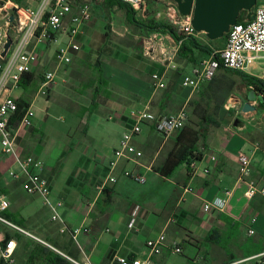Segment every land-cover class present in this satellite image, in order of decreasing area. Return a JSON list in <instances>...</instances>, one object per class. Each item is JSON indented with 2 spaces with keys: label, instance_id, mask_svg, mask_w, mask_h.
I'll use <instances>...</instances> for the list:
<instances>
[{
  "label": "crops",
  "instance_id": "crops-1",
  "mask_svg": "<svg viewBox=\"0 0 264 264\" xmlns=\"http://www.w3.org/2000/svg\"><path fill=\"white\" fill-rule=\"evenodd\" d=\"M95 14L90 22L81 27L77 36L80 43L93 38ZM157 35L159 39L150 49L142 50V55L130 57L135 64L140 61L136 65L139 78L135 85L125 84L124 80L120 82L117 78L110 79L104 71L102 60L98 62L97 59L99 76L91 85L93 94L95 90H101L97 95L98 108L95 111L101 116L91 124L85 121L87 116L80 112L84 122L82 128L76 131L83 134L82 139L91 136V133L95 134V146L85 144L82 140L77 143L69 139L59 142L61 147H56L59 153L69 154L67 162L71 168L67 170V162H62L59 168L50 166L43 159L39 173L49 183L51 199L63 203L58 207L59 219L53 220L54 212L44 203L41 195L25 191L22 186L24 178H12L10 171L19 170V166L14 157L3 152L1 144L0 195H6L11 201L9 210L13 217L28 232L51 244L54 247H50L52 250L80 260H89L93 264H116L117 255L150 259V264H259L264 257L252 256L264 253V233L260 232L257 225L264 219V197L258 195L253 200L246 198V183L239 180L238 162L240 151L248 153L252 159V172L248 179L264 182V105L256 93L257 98L251 101L256 109L243 111L244 103L249 100L248 94L253 90L250 85H244L247 99L241 103V110L237 111L239 118L231 126L219 125L215 130L218 136L211 141L207 136L206 142L199 144L203 157L197 161L195 168L190 164H182L171 175L160 173L158 167L174 147L177 133L165 139L151 123L144 124L141 133L133 140L143 155L137 160L120 158L115 167L110 166L123 133L134 122L129 114L131 109L149 107L152 112L162 116L176 113L195 99L197 90L185 86L183 76L196 63L179 64L175 58L177 67L172 68L167 58L172 54L176 40L169 34ZM154 49L158 54H151ZM78 53L73 61L79 59ZM203 58L205 56H199L197 62ZM114 59L130 67L124 60L118 57ZM51 64L54 61L51 62L50 48H47L40 64L32 72L37 80H41ZM40 68L42 73L38 72ZM181 68L182 73L178 74ZM117 69L122 70V75L127 77L123 68ZM255 69L254 65L242 73L260 79L264 73L252 71ZM156 72L164 75L165 87L162 89L154 87L152 74ZM234 72L239 71L220 69L215 80L226 89L230 85L235 89L241 85L242 78ZM102 83H107V86L101 88L104 85ZM117 83L120 84L119 93L113 89ZM207 84V81L203 82L198 91ZM165 88L169 89L162 93L161 90ZM53 89L46 96L48 99L52 97ZM234 91H231V95L239 96ZM233 96L230 98H235ZM16 98L33 102L26 94ZM235 101L239 103V99ZM115 128L122 130V133H118ZM35 131H40V126L33 119V125L18 136L17 149L24 157L33 155L41 159L35 154L37 149H43L41 144L35 143ZM227 133L231 135L230 138L226 136ZM238 134L239 142L232 146L231 141ZM68 138H71L70 134ZM91 139L95 138L91 136ZM54 154L55 150H49L47 156L52 159ZM56 159L59 160L60 156ZM125 170L145 175L146 182L139 183L127 177ZM109 175L115 176L116 181H107ZM101 186L107 187L108 191L103 192ZM185 187H191L192 190L186 192ZM226 190H231L232 195L225 211H204L205 201L212 200ZM136 205L140 206V211L136 225L130 227ZM253 215H257L254 223L250 221ZM251 228L255 230L252 234L249 233ZM8 231L18 236L15 237V264H42L37 251L45 244L27 234L12 229ZM163 233L166 242L162 252L151 255L147 241ZM175 246H180L182 251L175 252ZM0 264L5 262L0 260Z\"/></svg>",
  "mask_w": 264,
  "mask_h": 264
},
{
  "label": "built area",
  "instance_id": "built-area-1",
  "mask_svg": "<svg viewBox=\"0 0 264 264\" xmlns=\"http://www.w3.org/2000/svg\"><path fill=\"white\" fill-rule=\"evenodd\" d=\"M29 4H21L15 0H0V144L3 152L15 158L19 170H11L13 179L24 178L22 186L30 194H39L43 197L44 203L54 212L53 220L59 219L58 207L62 201L54 202L51 199V189L48 181L39 173L43 167V161L29 155L22 156L17 149V138L25 130L33 125L34 111L33 102L29 104L24 115L17 120L19 110L18 98L12 95L13 90L20 87V81L28 73H32L40 64L44 52L57 40V35L66 34L69 37L68 43L60 45L54 54V67L43 73L39 82L38 94L49 96L51 90L58 82L60 70L73 61L75 54L81 51L82 45L77 36L81 27L90 22L93 18L91 0H30ZM129 3L137 12H144L146 0H122ZM170 23L180 31L183 37L175 41V47L170 57L169 64L176 68L175 58L181 43L190 36L203 35L204 32L195 30L192 25V14L183 15L178 9L177 3L170 7L168 12ZM12 43L5 55V44L8 38ZM148 49L154 44L153 37L148 41ZM259 59H264V2L257 3L249 16L243 21H238L230 26L223 46L215 50L210 56L201 59L190 72L184 74L183 84L198 90L203 82L215 77L220 69H228L239 72H246L254 67ZM264 82V74L259 77ZM152 80L156 89L165 87L164 75L152 74ZM254 89L253 85H250ZM264 99V91L256 92ZM233 105V103H230ZM264 105V102H263ZM227 107H229L227 105ZM130 116L133 124L123 133L119 146L114 150V159L110 166L115 167L117 160L127 158L137 160L143 155L134 144V138L141 133L142 126L146 123L155 125L161 135L168 139L175 132L182 129L189 117L186 107L180 108L176 113L159 116L152 112L149 107L131 109ZM216 160L215 156H212ZM239 180L245 181V196L253 200L256 196L264 197V182L257 183L248 176L252 172L251 156L243 151L238 153ZM197 161H191V167H196ZM124 174L139 183H145V175L132 170H125ZM109 182H115L116 177L109 175ZM100 189H104L101 186ZM191 187H185V191H191ZM232 195L231 190H226L212 200L205 201L203 209L206 212H223L229 203ZM9 198L0 195V260L5 264H15V251L17 240L7 237L8 229L27 234L43 244L54 248L48 242H44L25 228L10 220L6 211L10 209ZM140 206L136 205L132 212L130 227L136 225ZM257 220V215L250 219L252 223ZM251 228L249 233H254ZM166 242V235L160 234L156 238L149 239L147 246L150 254H160ZM58 251V250H57ZM174 251H182L180 246H175ZM61 255L72 264H93L89 260H80L61 252ZM264 257V253L252 256V258ZM150 259L142 260L126 255L115 256L116 264H150ZM264 264V258L259 261Z\"/></svg>",
  "mask_w": 264,
  "mask_h": 264
},
{
  "label": "rangeland",
  "instance_id": "rangeland-1",
  "mask_svg": "<svg viewBox=\"0 0 264 264\" xmlns=\"http://www.w3.org/2000/svg\"><path fill=\"white\" fill-rule=\"evenodd\" d=\"M258 2L261 3L264 2V0H258ZM91 3L92 11L96 13L93 21L95 34L92 39L90 38L84 43H81L82 49L78 53L79 59L75 58L73 62L60 71L58 82L53 89L54 93L52 97L48 99L43 94L37 93L38 80H40V78H38V80L35 79L27 89L19 87L12 92L13 96L16 97L26 94L30 97V102H34L32 107L34 111L33 119L34 122L40 126V131H35L34 133L35 143H39L43 146V149H37L35 154L41 157L40 160L44 162L43 159H45V161L49 162L50 166L53 165L54 167L61 168V163L67 162L69 157V154L59 153L57 149L61 147L58 145L59 142L69 139L68 141L73 140L77 143V141L82 140L85 144L88 143V145L95 146V134L91 133V136L95 138L93 140L91 136H85V139H82L81 136H83V134H78L76 131L83 126L84 116H80V112L83 111V106L89 105L92 102L93 88L91 84L93 80H95L96 77L98 79L99 76V69L96 67L97 59L102 60L104 71L110 79L117 78V80H121L120 82L124 80L123 82H125V84L135 85V82H137L139 78V71L136 65H138L140 61H137L138 63L135 64V61L130 57L134 56V54H137V56L139 54L142 55V50L148 48V43H146V41H148L150 37H153L154 42L158 41L159 36L157 34L162 33L156 31L147 32L145 29L131 28L127 24L125 10L118 7H107L104 0H91ZM175 4L176 2L174 0H146L145 11L136 14V17L139 19L152 18L157 22L163 21L170 23L168 12L170 7H173ZM177 33L180 34V31L177 30ZM162 34L165 35L166 33ZM68 41L69 37L66 34L59 33L57 35V40L53 42L50 47L51 62L54 60L56 49L60 45L68 43ZM151 52L153 55L158 54L155 49ZM116 57L124 60L126 65L130 67H125L123 63H118L119 61L114 59ZM53 67L54 64H51V66L46 69H53ZM117 68H123L127 77L125 78L124 75H122V70H118ZM255 68L256 69L252 71L260 74L264 73V59L257 60ZM39 70L38 72L42 73V69L40 68ZM39 75L40 74H38V76ZM177 76L178 74L176 77ZM240 78H242V76H240ZM219 83L220 82L216 79L212 81V85L211 83L210 86L207 85V89L201 88L199 91H195L193 104L185 106L189 113L187 123L193 128H199L203 116H207L208 118L211 117L216 120L205 130L206 135L210 138L209 141H211L213 137L218 136L215 134V130L219 125L225 124L231 126L233 124L234 120L239 115L237 111L241 110V103L247 99L243 89L244 85H246L243 79L241 85L236 86L235 89L230 85L231 87L227 89L211 90L213 87L219 85ZM119 85L118 83L113 85V89H115L117 93H119L120 90ZM168 89L169 88H165L161 90V92L164 93ZM231 91H234V93L239 96H233L235 94L231 95V93H233ZM232 96L235 98H230ZM236 99H239V103H236ZM230 103H233V105ZM234 105L235 107H233ZM87 113L88 112L84 113L85 116H87L85 121L91 124H93L97 117L101 116V114L97 112L91 114ZM115 130L120 134L122 133V130L120 131L118 128H115ZM69 134L71 138H68ZM226 136L229 138L231 137L228 133ZM237 138H240L239 134L231 141L232 146H236L239 142ZM49 150H55L52 159L47 156ZM57 155L60 156L59 160L56 159V157H58ZM65 167L66 170L71 168L69 162L66 163ZM261 220H263V222ZM261 220L257 225L260 232L264 233V219Z\"/></svg>",
  "mask_w": 264,
  "mask_h": 264
},
{
  "label": "trees",
  "instance_id": "trees-1",
  "mask_svg": "<svg viewBox=\"0 0 264 264\" xmlns=\"http://www.w3.org/2000/svg\"><path fill=\"white\" fill-rule=\"evenodd\" d=\"M18 3L21 4H29L31 1L27 0H15ZM104 3L107 7H118L121 9H124L126 11V19L127 24L131 28H138V29H145L147 32H162L171 35L176 41H179L183 36L177 33L176 28L171 23L168 22H157L154 19H139L136 17L137 11L126 2H123L122 0H104ZM259 3V2H258ZM260 4V3H259ZM251 12H248L246 10H243L239 16L238 21H243L246 16H249ZM202 33V32H201ZM202 35V34H201ZM195 35L190 36L187 39H185L178 50L176 61L179 64H197V60L199 56H210L215 50L222 47L223 43L226 39L227 34L220 39L211 40L209 39L205 33L201 36ZM100 59L98 60V62ZM99 69V66H98ZM182 69H178V74L182 73ZM228 70V69H227ZM100 71V70H99ZM233 71V70H230ZM238 73L242 76V79L244 80L245 84L247 85H253L254 91H264V82L254 76H249L247 74H244L242 72H234ZM36 79L34 73H28L24 76V78L20 81V86L24 89H27L31 83ZM215 80V77L211 80H208V86H210V83L212 85V81ZM104 84L101 88L106 87L107 83ZM207 85L203 87V89H207ZM226 89L221 84L213 87V89ZM101 92L100 88L99 90H95L92 98V102L88 106H83V111L81 114H84L85 112H88L89 114L94 113L98 108L97 103V95ZM19 101V110L17 112V120H19L25 113L26 109L29 106V102L24 98H18ZM193 101H190L189 104H193ZM211 117L203 116L202 121L200 122L199 128H193L188 125V119L184 125V127L177 132V138L176 143L172 150L169 152L168 156L162 163L160 167H158L160 173L163 175H171L180 165L182 164H190L191 161H199L203 157V152L200 150V143L206 142V133L205 130L211 125V123L215 122ZM108 191L107 187H104L103 192ZM5 215L15 222L16 224L20 225L21 227L25 228L23 224L16 220L13 215L11 214L10 210H7ZM7 237H13L18 238L15 234H13L10 231H7ZM15 238V239H16ZM37 254L39 255L38 258L41 259L42 264H72L68 259L63 257L61 254L55 252L48 246L40 247L37 251Z\"/></svg>",
  "mask_w": 264,
  "mask_h": 264
},
{
  "label": "water",
  "instance_id": "water-1",
  "mask_svg": "<svg viewBox=\"0 0 264 264\" xmlns=\"http://www.w3.org/2000/svg\"><path fill=\"white\" fill-rule=\"evenodd\" d=\"M183 15L192 14V25L195 30L204 32L211 40L223 38L229 31L230 26L238 22L243 10L251 12L257 5L258 0H174ZM12 43L9 37L5 44V55ZM249 100L243 105V111H254L256 106L251 101L257 98L256 92L251 90ZM260 101L264 99L258 96Z\"/></svg>",
  "mask_w": 264,
  "mask_h": 264
}]
</instances>
